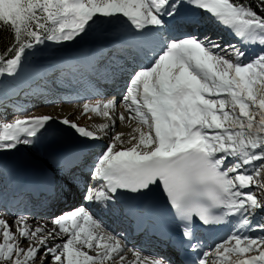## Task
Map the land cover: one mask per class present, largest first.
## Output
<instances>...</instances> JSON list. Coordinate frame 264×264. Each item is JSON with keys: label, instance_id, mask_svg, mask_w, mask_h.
Listing matches in <instances>:
<instances>
[{"label": "snow or ice", "instance_id": "6c2138e0", "mask_svg": "<svg viewBox=\"0 0 264 264\" xmlns=\"http://www.w3.org/2000/svg\"><path fill=\"white\" fill-rule=\"evenodd\" d=\"M201 12L239 44L194 34ZM121 20L138 33L128 46L146 50L149 63L131 72L120 102L82 104L83 115L108 123L89 130L59 120L85 140L109 142L90 166L82 150L57 158L45 172L46 192L56 198L82 192L89 204L115 214L118 194L147 195L159 185L177 230L161 233V243L177 255L196 251L199 228L235 221L236 230L195 264H264V0H0V30L12 37L0 50V76L17 75L37 46L74 42L93 25ZM117 118L132 131L115 132ZM53 120L23 115L0 122V153L33 144ZM0 264L173 261L129 249L84 206L47 222L26 215L9 222L5 207Z\"/></svg>", "mask_w": 264, "mask_h": 264}, {"label": "bare ground", "instance_id": "6f19581e", "mask_svg": "<svg viewBox=\"0 0 264 264\" xmlns=\"http://www.w3.org/2000/svg\"><path fill=\"white\" fill-rule=\"evenodd\" d=\"M112 26L115 28V26H117V25H115V26L112 25ZM121 27H123V26H120L119 28H121ZM78 39H82V38H78ZM93 41H95V40H93ZM84 42H86L84 39L79 41V43H81L79 48H82V50H81L82 54L81 53L79 54V52L77 54H74L72 52V48L77 47L74 44L71 45L72 48H69L68 50L66 48V50L65 49H61V50L57 49V50L51 51V49L55 48L56 46H58V48L59 47L61 48V44L58 45V44H55V43H51L50 45H52V46L49 45L50 46L49 50L46 49V48L45 49L41 48L40 50L30 51L26 55V59L24 60V62L26 61V63L22 64V67H21L20 71L18 72V74L15 75V76H12V77H9V76L6 75V77L4 79V84L10 85V86H14L13 84H17V79H20V82L18 83V86L22 87L21 85H23V84H24V86H26V84L28 82V79L30 80L32 77H36L37 78V77H39L41 75L40 72H42V71H52L53 69H58V66L61 65L60 62H57L56 65H54V66L47 67V68H39V69L35 70L34 67H35L36 64H38L40 66L51 65V64H53L54 59L56 60L57 58H59V59L64 58V56H62V55H69V56H72V57H75V58H79L81 61L85 60L86 59L85 58L86 53L90 50L91 45L89 44L87 46V48H85L83 46ZM238 42H239V40H238ZM46 44H48V43H46ZM254 50L258 51L259 49H258V47L254 46ZM116 51L119 52V50H111L109 54H107V55L102 57V59H101L102 61L100 60V63L101 62H108L110 55L112 53H114V54L117 53ZM115 56H117V55H115ZM96 66H98V64ZM78 69H81V68L79 67ZM98 70H99V66L96 67V68H93L92 72L93 71H98ZM38 71H40V72H38ZM58 74H59V71L55 74V76H58ZM75 81L77 82L78 79H76ZM56 84H58V81L55 80L52 83V86H56ZM112 84H113V81L108 79L104 83V86L108 87V88L103 89V88L99 87L97 89H92V88H94L93 85H91V87L87 88V89L91 90V94L90 95H91V99L93 100L92 103H94L96 101H105V102L108 101L107 100V96L110 93H112V94L114 93L115 97L117 98V101L120 102L125 87L121 88L120 86H117L116 89H115L114 88V84L113 85ZM46 89L49 90L50 87L48 86V87H46ZM25 95H27V94H25ZM45 96H47V95H45ZM47 97L48 98L44 99V100H42L44 98V96L42 98L33 97V103H32V107H36V108H34L32 110V111H37L35 114L49 115V116L54 117V120L51 122L50 127H48L47 130L45 131V135L44 136L40 135L33 144L28 145V148L32 149L34 144H35V145L40 147L41 151L38 154H36V155L33 154V155H31V157H27L29 155H25L22 152V150L19 148L20 147L19 146L14 151L0 153V165L9 166V162L12 161V160L21 161V162L29 163V164H35V163L38 162V160L39 161H41V160L45 161V159H46V154H45L46 149H44L45 146L51 147V148H55V147H59L60 146V142L59 143H55L56 142L55 140L57 139V135H58L57 132H55V128L58 127V125H62V123H60L59 120H62L64 118H68L69 119L73 115H76L78 112H80V111L83 112L81 103L78 101V98L69 97L68 95L63 93V91H60L59 93H56L54 98H49L51 96H47ZM53 100H57L58 103H55L54 105H48V106L45 105V103H48V102L53 101ZM16 108H18V107H16ZM123 111H124V109H123L122 106L118 107L117 112L120 113V112H123ZM16 112H17V110H16ZM0 114H2V113H0ZM9 115H13V116H8L7 115V117H6V114L5 115H3V114L0 115V122H9V121L15 119L17 116H20V115L15 114V113H12V114H9ZM90 115H91L90 119H92V122L95 119H97V115H95V114H90ZM88 119H89L88 116H86V118H83L81 120L76 118L75 121L74 120H72V121L78 123L82 127H86L87 128V126L91 125V123H90L91 120H89V122H88ZM69 120H71V119H69ZM91 128H93V127H91ZM144 131H147V129L145 128ZM63 132L68 133L66 135V137H63L64 135L62 136L63 139L68 138L69 136H73V138L75 136L79 137L75 133L74 130H72L71 128H69L66 125L64 126ZM126 136L127 135H125V137ZM77 137H75V138H77ZM125 137H123V138H125ZM42 138H45L44 139V142H45L44 144H40V142H39L40 139H42ZM79 138H81V137H79ZM81 139H83V138H81ZM83 142L88 144V145H90V147H93L91 145L92 141H89V140L85 141L84 140ZM77 197H79V194L73 192L72 194L64 195V196L59 197V198H56V197H54L52 199H47L46 198L44 201H40V202L30 201L29 199L25 198L22 201H24V202L28 201L29 202L28 203V207L27 208H23L21 210V209L15 207V205H14V207L10 208V210H12L14 212L7 211V219L9 220V222H11L16 216H18L15 212H19V213H29L30 216L29 217L27 216L28 219H29V222H33V220H41V222H42L44 217L49 213L48 211L53 209V208H55L56 203H58V202L55 201V199L59 201V206L60 207H58V209H61V207L70 208L73 204H77L80 201V198H77ZM0 200H1V198H0ZM14 200L15 201H19L18 198L17 199L15 198ZM63 203H64V205L61 206L60 204H63ZM49 204H51L50 205L51 207L46 209L45 207L47 205H49ZM87 205L88 204H84V207L86 206V208H87ZM36 206H38L39 209H35ZM1 207H3V206L1 205V202H0V208ZM41 218H43V219H41ZM44 220H49V219H44ZM45 222H47V221H45ZM121 238H122L123 242L128 246V248L135 247L136 249H138L139 251H141L144 254H147V255H150V256H156L159 253H164V254L168 255L169 257H171V258H176V257L179 258V255H177V253L175 251H173V252L172 251H164L163 248L159 244H156L153 241H149L148 247H139V246L135 245L134 238H131L130 240H127V239H125L123 237H121ZM126 255L128 256L129 259L132 258L131 252L126 253Z\"/></svg>", "mask_w": 264, "mask_h": 264}, {"label": "rangeland", "instance_id": "374dc122", "mask_svg": "<svg viewBox=\"0 0 264 264\" xmlns=\"http://www.w3.org/2000/svg\"><path fill=\"white\" fill-rule=\"evenodd\" d=\"M108 28V26H104V25H100V24H96V25H93L92 26V29L91 30H89L88 32L90 33L91 32V42L93 41V40H95V41H97L98 40V37L99 36H101V33H102V30L104 29V28ZM113 27V26H112ZM89 33H85L82 37H79V38H82V39H84L85 41H87V40H90V38L88 37V35H89ZM82 39H78L77 38V40L76 41H74V42H68V43H64V44H61V48L59 47L58 48V46H56L55 48H52L51 49V51H54V50H61V49H65L66 50V48H67V50L69 49V47L70 48H72V46L71 45H75V46H77V48H79L80 47V45H81V43H79V41L80 40H82ZM46 43H48V44H46ZM44 45H40V46H37V48L35 49V50H40L41 48H46V49H50V46H52V45H50L52 42H46ZM50 45V46H49ZM65 45V46H64ZM48 47V48H47ZM73 49V48H72ZM32 51H34V50H32ZM23 63H26V61L25 62H23ZM56 61H55V59H54V62H53V64H51V65H48V66H40V65H38V64H36L35 65V67H34V69L35 70H37V69H39V68H47V67H51V66H54V65H56ZM4 78L5 77H3V79H2V81L0 82V93H4V94H6V92L8 93V94H10V93H14V94H18V91L17 90H19V86H18V83L20 82V79H17V84H13L14 86H12V87H9L8 85H6V84H4ZM29 80V79H28ZM22 87H25L24 86V84L23 85H21ZM13 87H15V88H13ZM10 88V90L11 89H13L14 91H9L8 89ZM88 92H85V94H87ZM89 94V93H88ZM55 97V95H52L51 97H49V98H54ZM109 97H111V96H109ZM48 97L47 96H44V98L42 99V100H44V99H47ZM111 99H113L112 97H111ZM18 100V99H17ZM41 100V101H42ZM82 101H81V103L83 102V103H85V102H93V101H91V98H86V99H81ZM22 101H28L27 99H26V97H23V96H21V99H20V102L21 103H23ZM53 102H55V101H52V102H48V103H45V105L46 106H48V105H50V104H52ZM15 105H17V103H15ZM82 105V104H81ZM9 107V106H8ZM18 108H20V107H23V106H17ZM32 107V105L30 106V108ZM16 108V107H15ZM28 109V110H26V109H24V111H22V114H24V115H34V116H41V114H35L37 111H32L34 108H36V107H33V108H31V109ZM22 109V110H23ZM2 110V109H1ZM79 111V110H78ZM0 113H2V112H0ZM83 112L82 111H80V112H78L76 115H73L71 118H69V119H71V120H74L75 121V119L76 118H78L79 120H81V119H83V118H86V115H83L82 114ZM15 114H18V115H20L21 114V112H16ZM0 115H2V114H0ZM3 115H5V114H3ZM7 115V114H6ZM14 115V114H13ZM13 115H10V116H13ZM20 116H23V115H20ZM89 120H91L90 121V123H91V125H89V126H87V128L89 129V130H95L96 129V127L98 126V125H100V124H103V123H108V121L106 120V119H101V117H99V116H97V119H95L93 122H92V119H88V122H89ZM12 121V120H11ZM11 121H9V122H11ZM64 126L65 125H58V127H56L55 128V132H57V139L55 140L56 142L55 143H58V142H61V140L63 139L62 138V136L64 135V133H66V132H63V129H64ZM125 126V125H124ZM91 127H93V128H91ZM133 128L134 127H136V123H134L133 122V126H132ZM128 130L130 131H132V129L131 128H123V127H121V125H115V129H114V131L115 132H124V133H127L128 132ZM112 132H113V130H110V132H109V135H111L112 134ZM45 135V131H44V133H43V136ZM128 137L126 136L124 139L126 140ZM43 139V138H42ZM42 139H40V144H44L45 142H44V140H42ZM58 139H60V141H58ZM46 147V146H45ZM21 150H22V152L25 154V155H29V156H27V157H31V155H33V154H38L40 151H41V149H40V147L39 146H37V145H34L33 146V148L32 149H29V148H27V145H21L20 147H19ZM45 149V148H44ZM35 209H39V207L38 206H36L35 207ZM57 216V215H56ZM242 230V232H244V233H246V234H249V235H257V234H259V233H257L256 231H253V232H248L247 231V229H241Z\"/></svg>", "mask_w": 264, "mask_h": 264}, {"label": "trees", "instance_id": "16d2710c", "mask_svg": "<svg viewBox=\"0 0 264 264\" xmlns=\"http://www.w3.org/2000/svg\"><path fill=\"white\" fill-rule=\"evenodd\" d=\"M253 7H255L254 3H253ZM11 39H12L11 33L0 30V50L6 48L10 44Z\"/></svg>", "mask_w": 264, "mask_h": 264}]
</instances>
